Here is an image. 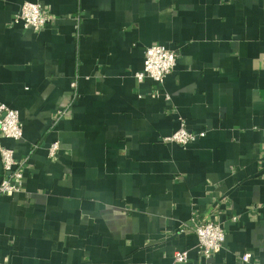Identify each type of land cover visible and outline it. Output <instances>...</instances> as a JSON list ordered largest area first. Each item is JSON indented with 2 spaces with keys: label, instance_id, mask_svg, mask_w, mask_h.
<instances>
[{
  "label": "crops",
  "instance_id": "0c3cea01",
  "mask_svg": "<svg viewBox=\"0 0 264 264\" xmlns=\"http://www.w3.org/2000/svg\"><path fill=\"white\" fill-rule=\"evenodd\" d=\"M24 2L52 23H15ZM152 45L177 53L162 85L134 78ZM0 103L23 129L0 264H264V0H0Z\"/></svg>",
  "mask_w": 264,
  "mask_h": 264
},
{
  "label": "built area",
  "instance_id": "2783aa9c",
  "mask_svg": "<svg viewBox=\"0 0 264 264\" xmlns=\"http://www.w3.org/2000/svg\"><path fill=\"white\" fill-rule=\"evenodd\" d=\"M14 22L27 29L43 30L52 23V19L40 4L24 2L19 11L14 15ZM177 61V53L166 49L164 46L152 45L145 49L143 66L134 74L137 83L150 80L162 85L165 79L173 72ZM57 120V119H56ZM56 120L53 122L55 123ZM0 137L5 140L18 142L23 138V129L18 112L0 103ZM201 135L189 132L183 124L178 131L168 140L182 148L193 144ZM59 149V142H53L48 149L49 158H53ZM0 162L2 167V179L0 182V196H12L19 193L23 186V173L21 163L15 160L14 151L7 147L0 148ZM236 221V218H232ZM193 233L197 240V253L205 260L216 255L225 241V233L219 224L205 221L194 227ZM250 256H241V261L248 263ZM175 263H186L188 252H174Z\"/></svg>",
  "mask_w": 264,
  "mask_h": 264
}]
</instances>
